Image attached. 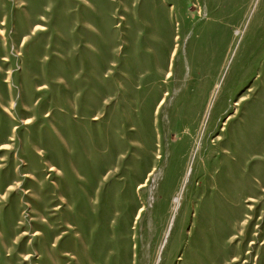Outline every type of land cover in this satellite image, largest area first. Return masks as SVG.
Segmentation results:
<instances>
[{
	"label": "rangeland",
	"instance_id": "1",
	"mask_svg": "<svg viewBox=\"0 0 264 264\" xmlns=\"http://www.w3.org/2000/svg\"><path fill=\"white\" fill-rule=\"evenodd\" d=\"M0 264H264V0H0Z\"/></svg>",
	"mask_w": 264,
	"mask_h": 264
},
{
	"label": "bare ground",
	"instance_id": "2",
	"mask_svg": "<svg viewBox=\"0 0 264 264\" xmlns=\"http://www.w3.org/2000/svg\"><path fill=\"white\" fill-rule=\"evenodd\" d=\"M206 174V173H205Z\"/></svg>",
	"mask_w": 264,
	"mask_h": 264
}]
</instances>
